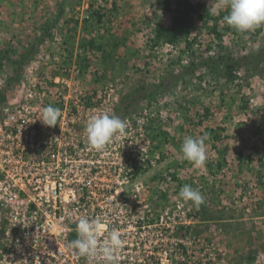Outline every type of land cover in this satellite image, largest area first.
Wrapping results in <instances>:
<instances>
[{
    "label": "rangeland",
    "instance_id": "1",
    "mask_svg": "<svg viewBox=\"0 0 264 264\" xmlns=\"http://www.w3.org/2000/svg\"><path fill=\"white\" fill-rule=\"evenodd\" d=\"M211 6L0 0V116L60 109L46 129L72 134L94 190L124 203L126 264H264V26L238 33ZM105 113L126 129L96 151L85 128ZM187 137H204L205 166L182 157Z\"/></svg>",
    "mask_w": 264,
    "mask_h": 264
},
{
    "label": "built area",
    "instance_id": "2",
    "mask_svg": "<svg viewBox=\"0 0 264 264\" xmlns=\"http://www.w3.org/2000/svg\"><path fill=\"white\" fill-rule=\"evenodd\" d=\"M35 118L8 108L0 116V264H104L67 247L82 215L100 219L105 235L120 231L119 264H126L134 244L123 201L94 190V160L72 134L48 131Z\"/></svg>",
    "mask_w": 264,
    "mask_h": 264
},
{
    "label": "clouds",
    "instance_id": "3",
    "mask_svg": "<svg viewBox=\"0 0 264 264\" xmlns=\"http://www.w3.org/2000/svg\"><path fill=\"white\" fill-rule=\"evenodd\" d=\"M209 5H212V14L227 8L228 14L223 20L238 33H246L264 26V0H209ZM60 114L59 108L48 105L42 109L39 120L45 126L55 127ZM125 129V122L114 114L93 116L85 128L88 145L91 149L102 151L116 135H123ZM180 151L182 157L196 168L205 166L209 159L204 137L185 138ZM179 196L185 202L191 201L195 207L204 203L202 193L187 184L181 188ZM101 225L100 219L80 216L77 222L78 238L69 241L67 247L74 250L76 255L89 260L99 258L104 264H119L118 252L124 245L121 233L112 228L105 235Z\"/></svg>",
    "mask_w": 264,
    "mask_h": 264
},
{
    "label": "trees",
    "instance_id": "4",
    "mask_svg": "<svg viewBox=\"0 0 264 264\" xmlns=\"http://www.w3.org/2000/svg\"><path fill=\"white\" fill-rule=\"evenodd\" d=\"M14 62H16V61H14Z\"/></svg>",
    "mask_w": 264,
    "mask_h": 264
}]
</instances>
